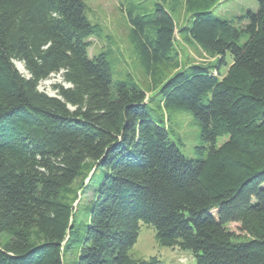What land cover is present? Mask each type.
I'll return each mask as SVG.
<instances>
[{"label":"trees","instance_id":"obj_1","mask_svg":"<svg viewBox=\"0 0 264 264\" xmlns=\"http://www.w3.org/2000/svg\"><path fill=\"white\" fill-rule=\"evenodd\" d=\"M215 2L125 7L146 88L115 79L107 51L88 56L102 28L83 0H0V264H161L129 252L139 223L195 264H264V0L230 19ZM51 74L69 84L56 96L37 88ZM180 110L195 158L171 137Z\"/></svg>","mask_w":264,"mask_h":264},{"label":"rangeland","instance_id":"obj_2","mask_svg":"<svg viewBox=\"0 0 264 264\" xmlns=\"http://www.w3.org/2000/svg\"><path fill=\"white\" fill-rule=\"evenodd\" d=\"M157 0H83L85 3V14L91 23H98L102 31L98 36H92L88 40V56L93 57L101 51H107L108 57L113 60L115 70L113 77L115 79L123 78L125 73L130 71L138 84L143 87L151 85L150 78L143 71V67L138 58L133 54V47L129 39L130 22L127 11L131 4H137L135 10H151ZM212 12L221 18L230 19L237 15L244 14L248 10L257 9V0H215ZM134 10V12H135ZM183 16L179 17L182 21ZM188 58L194 62H206L213 60L202 54H198L192 47L185 48ZM230 62V56L226 54ZM15 62V61H14ZM18 62V61H16ZM19 63V62H18ZM24 69V68H23ZM19 70V69H18ZM226 70V69H225ZM23 75L26 74L24 70ZM60 83L63 86L69 85L64 82L60 74H51L47 79L41 80L37 86L40 91L51 96H56V91L52 84ZM168 124L172 129L171 137L179 139L181 144L179 148L187 158L197 157L195 147L199 143V127L192 120L190 112L185 110L173 111L169 113ZM228 138L227 135L218 136L213 143L216 147L220 146ZM97 173V172H96ZM91 189L79 192L75 196L74 204L79 202L76 219L87 222L84 216L88 208V201L91 198ZM72 198V197H71ZM139 232L135 243L129 249L134 256L149 259L156 257L161 264H195V257L190 250L178 249L176 247L164 246L158 243L155 235V229L152 226L139 223ZM227 229L238 236L247 234L241 231L240 224L231 222L226 225ZM243 238H241L242 240Z\"/></svg>","mask_w":264,"mask_h":264},{"label":"bare ground","instance_id":"obj_3","mask_svg":"<svg viewBox=\"0 0 264 264\" xmlns=\"http://www.w3.org/2000/svg\"><path fill=\"white\" fill-rule=\"evenodd\" d=\"M14 63L20 72H23L25 70V69H23L24 67H23L22 63H18L16 61Z\"/></svg>","mask_w":264,"mask_h":264}]
</instances>
